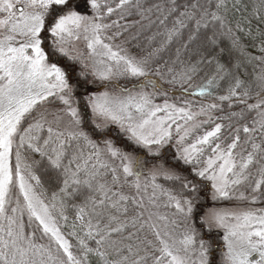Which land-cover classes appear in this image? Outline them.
I'll return each instance as SVG.
<instances>
[{"label": "snow or ice", "instance_id": "6c2138e0", "mask_svg": "<svg viewBox=\"0 0 264 264\" xmlns=\"http://www.w3.org/2000/svg\"><path fill=\"white\" fill-rule=\"evenodd\" d=\"M105 5L106 0H0V264H184L165 238L169 235L165 231L169 217L159 209L172 204L190 223L194 199L181 202L171 192L158 194L159 185L141 182L143 160L134 159L111 141L101 145L83 130L82 117L72 107L67 74L56 63H48L49 53L42 45L50 35L56 38L55 51L67 56L63 44L90 31L91 36L85 39L92 54L114 61L105 72L97 73L99 79H111L113 68L119 75L143 77L147 61L121 56L100 38L104 29L119 25V21L95 23V19L82 15L81 9H94L98 19L115 12L121 19L137 16V24L156 28L151 39L163 37L157 52L183 37L185 42L176 49L179 61L181 50L201 39L211 46L218 37H228L232 47L240 50L237 33L245 31L241 26L245 18L236 17L246 12L248 5L245 0H115V7ZM251 17L264 24V0H258ZM252 19H247V24ZM260 35L264 38V33ZM259 52V56L242 54L249 62L264 64V39ZM200 62L214 63L207 58ZM217 70L222 72V66ZM180 75L190 79L189 72ZM215 79L197 95L204 96L216 87ZM122 91L126 97L105 92L87 103L97 117L119 125L133 148H147L152 156H158V149L172 139L175 124L181 150L174 158L184 164L203 163V168L192 169L193 174L214 181L216 198L231 199L230 189L248 179L249 166L254 163L261 178L252 185V191L258 192L264 185V70L251 82L233 77L226 94L218 97L229 108L234 100L242 105L240 111L228 116L229 120L235 117L240 127L226 144L233 125L216 123L213 130L185 146V140L200 127L186 125L217 109V104L192 113L167 103L155 105L147 93L136 96L130 89ZM50 97L66 107L50 110L46 103ZM65 116L70 119L65 120ZM181 120L183 124H178ZM222 129H226L223 136ZM240 132L246 134L243 144ZM256 139L261 142L255 143ZM37 168L51 177L54 190L45 189L35 174ZM165 178L180 179L172 174ZM182 187L195 196L197 187L192 181H185ZM161 195H167V204L158 203ZM236 198L248 199L243 193ZM211 222L227 232L223 237L224 264H264V210L231 216L215 213ZM65 226L68 230H62ZM180 244L185 252L196 245L194 231H189ZM198 252L199 264H211L205 241H199Z\"/></svg>", "mask_w": 264, "mask_h": 264}, {"label": "trees", "instance_id": "16d2710c", "mask_svg": "<svg viewBox=\"0 0 264 264\" xmlns=\"http://www.w3.org/2000/svg\"><path fill=\"white\" fill-rule=\"evenodd\" d=\"M253 1L254 0H245L246 4L248 5L247 11L238 14L236 17V20H240L241 17L245 18L244 23H242L241 25L242 27H245V31L237 33L240 43L239 51L242 57L241 63L237 66H234L233 64L235 61V55L233 52L231 40L228 37L219 38L217 44L224 51L217 57L216 61L211 64L202 63L200 61L205 58L209 59V57L216 52V49H214V47H212L211 49L204 48V52L202 54L197 52L183 53L181 56L182 58L179 61H177V59L175 58L172 61L170 55L175 49L177 45L176 43L180 41L182 42V40H184L183 37H181L179 41H173L171 44L167 45V47L159 52H157L156 49L160 48L161 45L158 41L154 40L149 46L151 50L149 49V52L147 54H143L141 52V45L143 43L142 35L148 28H144L140 24H137L136 20L139 18L134 15L127 16L123 19H121L119 12L113 13L112 16L104 15L103 19H98L101 24H113V21H119V25L113 24L111 28L104 29L100 34L103 39L109 45H113L116 50H120V52L122 53H126L127 51L128 53L135 56L138 62L147 61L144 66L146 69L147 78H150L151 82L153 83L152 91L156 90L158 91L157 93H160L161 90L163 92L167 90L168 92V94H165L163 96L158 95L156 99L154 98L156 102H160L166 99H176V103L178 105L180 104L183 107H194L197 109V105L202 104L204 101L207 102V106H209L210 104H219L220 106L218 107V110L211 109L206 113V115L208 116L211 113L215 115V119L212 120L214 121V124L212 125L210 123L202 122L200 124V127L196 128V130L193 132V137L190 138L189 141L191 142L194 137L201 136L205 132L211 131L216 123L224 124L226 126L228 124H231L233 125L232 131L227 132L226 139L224 140V143L226 144L228 140H230L232 132H234L236 128L240 127V123L237 122L235 117L229 120L228 116L231 112L240 111L242 105L234 100L232 108H228L227 102L219 101L218 97L226 94V89L231 83L233 77H237L245 82H251V80L256 75L264 70V64H261L256 60L249 62L247 57L242 54V52H247L251 53L252 56L261 55V53L259 52V48L261 46V40L264 38H262L260 34L264 33V24H260L257 19H252L251 16L250 19H252V22L251 24H247V19L249 16L248 14L253 10ZM109 5L115 7V0H106L105 6ZM103 13L104 9L102 8L101 15H103ZM229 19H232V17L230 16ZM235 22L236 21H233V23ZM151 29L156 30L155 27H152ZM117 33H122V35H116ZM50 44L49 54H58V52L55 51V46L53 45L52 40H50ZM198 54H201V57H198ZM65 58L66 56L63 55L62 59L65 60V64L70 66L71 70L73 69L74 72H76V75L79 79L80 76L82 77V83L80 86L81 89H84L85 87L87 88V85L90 81V75L85 74V76H83L82 73H77L79 72V69H82V67L79 66L74 60H69L68 58L66 60ZM76 65H78V70ZM218 65L222 66V72H218ZM190 68H195V71H190ZM183 72H189L190 79L183 78L182 75H180ZM221 76L223 77L222 79L220 78ZM213 77H216L214 81L216 87L208 89V94L204 96L197 95V93L203 90L204 86L208 83L209 80H212ZM129 78L130 80L127 81L128 83L133 82L134 85H139L135 77ZM78 81L79 80H77L76 82ZM72 84L73 93L75 92L77 94V96H75L74 94V101L78 109H80L82 113V115L80 116L84 119V126L86 127L87 133L94 136L95 140L97 138L101 139L106 137L105 140L111 141L117 148H120L125 152H130L132 156L142 159L146 168L153 167V165L161 163L162 165H165L169 168L170 174L180 177V179L178 180L159 178L157 182L164 189L172 190L182 200L186 198L194 199L196 207L194 209L193 215L189 218L191 222L189 223L188 220L185 219V225L183 227H185V229H187L188 231H194L198 244L201 240L206 242V246H208L209 248L208 255L210 257V262L211 257L213 258L211 264H223L222 262H220V259L217 258L218 254H213L214 243H216L217 246H224L222 236L220 237V235L217 234L216 237H213L214 242L211 241V239L209 240V238H207V235H204L203 233V221H200L201 211L203 210V203L206 202L208 198L207 193L210 191V180L208 181L203 178L196 177L193 174L192 169H199L203 163L199 165L184 164L181 160L174 158L179 155V149L173 138L168 143L161 146L158 149L159 155L154 157L150 154V150L147 148L139 146L133 148V145L128 142L127 134L124 133V131L111 130V128H108L109 126H102V128L97 129L95 127L96 124H94V128L90 122V118L92 117L89 110L91 109L89 103L87 104L86 95L83 96L82 92H77L79 87L75 86L74 83ZM158 86L161 88L157 90L156 88ZM193 94H196L202 100L197 96H193ZM249 102L251 103L252 101ZM46 103L49 109H53L58 103H61V101L55 97H50L49 101ZM207 106L205 109H208ZM225 132L226 129H222L221 135H225ZM239 135L241 137V144H243L246 134L240 132ZM105 140L101 143V145H103ZM260 142L261 141L259 139L255 140V143L259 144ZM244 147L247 148L248 151H251V148L248 145H244ZM156 150V146H154L153 151ZM236 151H240L239 146ZM246 154L247 153H245V155ZM34 158L39 159L38 157ZM248 171L251 173V175L243 183L233 188V192H235L237 195L241 193L245 194L246 196L255 197L256 195V202L254 204L258 208H264V185H261L258 192L252 191V185H254L261 178L257 165H255V163L253 165H250ZM43 173L44 172H42L39 168L35 170V174L40 176L41 182L43 183L45 189L49 191L54 190L55 185L51 182V177H49L46 173L45 175H43ZM185 181H192V183L196 185L197 192L195 193L194 197L190 196L189 192L182 187ZM235 199L236 198H232V200L219 198L215 200V202L222 204V206H225L233 203ZM68 215L69 220L71 221L73 218L72 213L69 212ZM62 230H68L67 226H65V229ZM207 241H211V243ZM73 244H75V240H73Z\"/></svg>", "mask_w": 264, "mask_h": 264}, {"label": "rangeland", "instance_id": "374dc122", "mask_svg": "<svg viewBox=\"0 0 264 264\" xmlns=\"http://www.w3.org/2000/svg\"><path fill=\"white\" fill-rule=\"evenodd\" d=\"M77 2H79V0H77ZM257 6H258V2H257V0H254L253 1V10L249 12L248 19H250L251 14L253 13L254 9ZM73 10H76L75 6L73 7ZM81 14L88 17L89 20L95 19V23L101 24V22L97 21V19H96L97 14H96L94 9H91V8H88L86 10L81 9ZM46 20H47V18H46ZM155 32H156L155 29H147L146 32L143 33V35H142L143 43L141 45V52L143 54H147L149 52V49H150L149 46H150L151 42L154 41L153 39H151V37ZM99 35H100L101 40H103V42L105 44H108L103 39L101 34H99ZM85 36L90 37L91 32L90 31L87 33L82 32L81 38L79 40L71 38L68 43L63 44L64 51L67 53L66 58H68L69 60H74L79 66L82 67V69L81 70L79 69V72H77V73H82L83 76H85V74L90 75V81L87 85V88L85 87L84 89H81V87H80L81 83H82V77L80 76V79H79L78 76L76 75V72L72 73L71 80H73V81L70 82V79H68V77H67L69 85L71 87L72 107L77 108L80 115H82V113H81L80 109H78V107L74 101V94H75V96H77V94L75 92L73 93V90H72L73 84L72 83H74L75 86L79 87L77 92H82L83 96L86 95V98H87L86 101L87 102L90 99H95L96 97H102L105 94V92H107L110 96H113V97H120V98L126 97L127 93L123 92L122 89L127 88V89H130L132 94L136 95V96H139L142 93H147L150 96V98L152 99V102L158 106H163L165 103H167L170 105H174L177 108H184L186 111H191L192 113H199L202 108L203 109L206 108V106H207L206 101H204L202 104H198L197 105L198 109L194 108V107L193 108L183 107L180 104L178 105L176 103V99H166V100H163L160 102H156L155 99L158 95L163 96L165 94H168V92H167V90H165V92H163L161 90L160 93H157L158 91H156V90L152 91V89H153L152 84L153 83L152 82L150 84L148 83L149 81H151V79L147 78V75H145L143 77H135L139 83V85H137V86L134 85L133 82L132 83L127 82L128 80H130L129 77H133V76H130L128 74L119 75L116 72V68H113V73H112L111 79H109V80L99 79L97 76V73L98 72H105L108 67H112L114 65V61L110 60L106 56H103L102 54L101 55L92 54V50L90 48H88L89 40H86ZM219 38L220 37L217 38L216 44L211 45V46H209L207 44V42L204 41L203 39L193 42L187 49L181 50V55H180L179 60L182 58L181 56L183 53L197 52V53L202 54L204 52V48H207V49L210 48L211 49L212 47H214V49H216V52L214 54H212L208 60L216 61L217 57L219 55H221V53L224 51L217 44ZM162 39H163V37L157 36L155 41H158L159 44L161 45ZM54 40H56V38H54ZM183 42H185V41L182 40V42L180 41V42L176 43L177 45L170 55V58L172 61L174 58L177 59L176 49L180 48L181 43H183ZM55 45H56V43H55ZM109 46L113 49V51H118L121 56L131 57L137 61V58L135 56H133L132 54L128 53L127 51H126V53H122V52H120V50H116L113 47V45H109ZM97 51L102 52V50L99 46H97ZM233 52L235 55V61L233 64H234V66H237L241 63V59H242L241 53L239 50H237L235 48H233ZM201 54H198V57H201ZM168 57H169V55H168ZM100 60H103V63H98V61H100ZM78 65H76L77 70H78ZM77 80H79V81L76 82ZM145 85H147V86H145ZM159 88H161V87L158 86L156 89L158 90ZM193 96H197V95L193 94ZM198 98H200V97H198ZM217 105L220 106L219 104H217ZM65 107L66 106H64L61 102V103H58L56 105V107H54L53 109H50V110L58 111V110L63 109ZM90 109H91V107H90ZM215 110H218V108ZM89 111H90V115L92 117V118H90V122L93 125V127H94V124H96V125L99 124L102 126H109L108 128H111V130L123 131V129H120L119 125L113 124L110 120H105V119H102L100 117H97L92 112V110H89ZM158 115L163 116L164 113H158ZM64 118H65V120L70 119V117H68V116H65ZM213 119H215V115L212 113L209 116L206 114L199 115L195 121H190L188 123V125H186V127L192 128L194 125H197V124L200 125L202 122L210 123L213 125L214 124V121H212ZM82 120H83L82 128L87 133L86 127L84 126V124H85L84 119L82 118ZM178 124H183V121L182 120L178 121ZM176 126L177 125H175V124L172 126V131H173L172 138L174 139L175 143L177 144L176 141L178 139V134L175 131ZM195 130H196V128L194 129V131ZM89 135L92 136L91 134H89ZM92 138L95 139L94 136H92ZM97 139H99V140H97ZM97 139H96V142L101 144L106 139V137L101 138V139L97 138ZM191 142H195L194 139H192ZM188 143H190L189 139L185 140V146ZM177 146H178L179 153H180L181 146L179 144H177ZM152 150H154V146H153ZM132 157L134 159L137 158L134 156H132ZM203 167H204V165L202 164V166H200L199 169H201ZM199 169H197V170H199ZM160 170H163V171H160ZM143 171H144V175L142 177L141 182L142 183H154L156 185H159V183L157 182V180L159 178H165V176L167 174H170L169 168L166 167L165 165H162L161 163L155 164V165H153V167H148V168H146L144 166ZM43 175H45V173H43ZM153 175H155L154 181L152 180ZM213 183H214V181H209L210 191L208 192V190H207V192H208L207 197L208 198H207L206 202L203 203V210L201 211L200 221L201 222L203 221L202 226H203V228H205V230H203V233H204V235H207V238H209V240L211 239V241H213V237H216L217 234L220 235V237L222 236L224 246H222V247L217 246L216 243H214L213 244V246H214L213 247V254H215V255L218 254L217 258H219L220 262H222L224 264V254L226 252V242L224 241L223 237L227 234V232H226V229L220 228L215 223L211 222L212 216L215 213L227 214V215L231 216L234 214L238 215V214H241V213H244L247 211L258 212V211L264 210V208L256 207V205L252 202V198L254 196H246L245 194H243L244 196L248 197L247 200L237 199L236 197H238L240 194L237 195L235 192H233V188L230 189L229 195L232 198H236L235 201L229 205H225V206L223 205L222 206V204L215 202V200H217L219 198H216V197H218V193H216V190L212 187ZM159 186L160 187L157 190L158 194L160 193V191L171 192L172 195L176 197V199L183 202V200L178 195H176L172 190H169V189L166 190L161 185H159ZM255 197H257V196L255 195ZM232 198L230 200H232ZM204 201H205V199H204ZM158 203H160L161 205L167 204L168 203L167 195H161ZM206 204H207V206H206ZM159 212L161 214L169 217V222H168L169 226L167 229H165V231L169 235L166 236L165 238L168 239L169 244L172 246V250H173L174 254H177L180 257H182L184 259V264H199L198 243L196 245H193L192 247H190L187 252H185L183 250V246L180 244V241L182 239H184L185 235L189 232L187 229H185V227H183L185 225V218H184L183 214H181L172 204H168L167 207L161 206L159 209ZM229 222L231 223L232 221H229ZM211 241L210 242L207 241V242L211 243ZM209 260H210V257H209ZM212 260H213V258L211 257V263H212Z\"/></svg>", "mask_w": 264, "mask_h": 264}]
</instances>
